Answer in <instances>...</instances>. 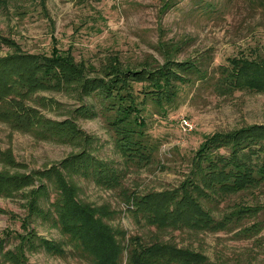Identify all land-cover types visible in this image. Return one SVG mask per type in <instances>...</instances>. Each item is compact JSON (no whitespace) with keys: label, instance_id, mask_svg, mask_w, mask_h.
I'll return each mask as SVG.
<instances>
[{"label":"rangeland","instance_id":"rangeland-1","mask_svg":"<svg viewBox=\"0 0 264 264\" xmlns=\"http://www.w3.org/2000/svg\"><path fill=\"white\" fill-rule=\"evenodd\" d=\"M250 1L0 0V59H8L0 67L4 96L0 104L7 108L0 114V231L5 227L17 231L0 241V264L99 260L56 223L52 203L56 197L65 198L67 186L99 230L119 245L121 264L126 263L131 237H139L142 244L169 241L176 248L193 249L204 257L197 264H264V86L249 87L241 80L246 73H258L264 82V0L254 6ZM53 47L70 50L69 67L42 68L38 59L29 56ZM166 52L179 62L202 57L208 79L182 87L165 116L148 117V132L160 144L153 157H147L133 150L135 145H126L123 132L107 124V116L101 115L107 107L103 92L114 69L138 79L135 71L161 65ZM17 53L24 57L15 61ZM244 55L258 62V69L239 67L236 82L215 88L218 67H227L228 58ZM33 71L45 75L32 84L25 77ZM220 86H224L221 81ZM141 96L154 110L157 103ZM182 118L190 121L191 131L182 132ZM245 129L253 137L243 151L248 166L244 177H254L249 187L216 197L217 190L207 185L202 195L213 198L197 200L196 209L190 208L195 224L177 229L161 227L158 214L146 218L149 212L138 210L145 195L179 193L206 135ZM231 149L222 151L221 159L203 174L215 166L229 172ZM79 154L88 164L111 166L112 177L96 182L85 173L88 164L78 172L66 167L64 163ZM38 188L41 214L25 217L23 227L11 222L8 213L23 218L28 196ZM237 207L252 213L226 227L203 223L199 216L205 211L217 223ZM29 229L33 238L25 240ZM41 239L54 243V248H45Z\"/></svg>","mask_w":264,"mask_h":264},{"label":"trees","instance_id":"trees-1","mask_svg":"<svg viewBox=\"0 0 264 264\" xmlns=\"http://www.w3.org/2000/svg\"><path fill=\"white\" fill-rule=\"evenodd\" d=\"M259 1L260 0H251V6H254ZM163 46L167 47L166 45ZM165 49L166 48H164V50ZM29 56L33 59H38V64L41 62L42 68L53 67L54 70L57 71H59L60 67H62V69L66 66L69 67V62L71 60L70 50H62L58 47H53L49 51L38 54H29ZM23 57V54L17 53L14 55L13 60L16 61ZM246 57L248 56L244 55L243 59H237V57L228 58L227 67L220 65L217 69L219 70V75L214 84L215 88H225L230 83L236 82L238 79L235 80V76L237 75L235 73L239 67H242V69L250 67L258 69L259 63L248 61ZM201 58L202 57L198 58V60H185L179 62L173 59L172 52H166L161 65L135 71L138 79L131 77L128 72L114 69L111 73L113 78L110 82L105 83V87L108 90H105L103 93H105L104 98L107 102L104 103L107 107L105 110L101 111V115L103 116L104 114L110 117V119L106 117L107 124L110 128L115 127L119 132H123L122 139L126 142V145H135V147L133 146V150L141 155L153 157V153L157 151L160 143L158 139L154 138L151 133L148 132L146 120L153 114L165 116L168 109L174 105L182 87L190 85V83H199L208 79V74L206 73L207 69L203 68L205 65L200 61ZM6 60L8 59H0V67L4 66L2 62ZM145 65L150 67V64ZM11 67L16 69L18 65L11 64ZM9 70L11 71L10 68ZM109 73L110 72H107V74ZM22 74V72L18 73L20 76V83H24L25 81L23 78L24 75ZM214 74H217V72ZM43 75L45 74L42 73V76ZM257 75L258 73L252 76L246 73V78H242L241 80L248 81L249 87L264 86V82L258 79ZM42 76L39 77L37 72L33 71L32 74L25 78H30L33 84L41 81L43 78ZM1 81L0 79V86ZM220 81L224 86H220ZM140 94H142L141 97H143L144 100L151 99L157 103V105L153 107L154 110H152L151 107H146L145 103L139 99ZM3 97L4 96L0 94V101H2ZM7 100H11V98ZM4 109L7 108H5L3 104H0V114H5ZM249 131L250 130L245 129L240 132L234 131L224 134L206 135L193 154L190 164L191 168L187 176L189 178L184 180L180 187H178L179 193L176 194L173 191L171 193L165 191L153 196L145 195V199L141 200L138 210L141 212L147 211L154 215L158 214L162 219L160 222L161 227L165 228L169 226L177 229L183 227V225L195 224L194 220L190 217V213L192 212L190 208L194 206L193 209H196L195 204H197V200L203 201L206 200V197L210 200L213 198L209 195L205 197L202 195V192H205L206 187H208L207 185H210L209 188L217 190L216 197L222 194L227 195L228 193H232L234 189L239 191L249 187L254 181V177H244L247 175L244 171L248 166L244 164L247 155L243 153L247 146H244V144H249V140L253 139ZM228 148H232L227 158L229 166L231 167L230 171L222 173L220 166H215L212 171H205L203 174L202 170H206V168L219 161L223 156L222 151L227 152ZM81 155L82 154H79L68 160L66 159L67 161L64 160V162L66 161L64 164H67L66 167H71L78 172L82 164H88L86 162L87 159L83 158ZM82 161L85 163H82ZM104 165L105 166H100L91 161L85 166V173L95 177L96 182L104 183V178L112 177L111 174L114 170L108 164ZM204 175L206 177H204ZM222 175L225 177H221ZM23 177L29 176L24 175ZM4 188L5 187L1 190H4ZM67 188L69 189L66 190L67 194L65 198L56 197L52 203L55 208L56 223L62 227V232L68 234L70 240L75 242V244L84 246V249L90 252L94 258L99 259L95 264H121L118 262V256L121 251L119 245H117L114 240H111L106 233L99 230L98 223L93 219L91 213H89L84 206L82 207L75 201L74 197H72L74 193L72 192L73 190H71L69 186H67ZM40 192L41 188L30 192L25 204L26 213L23 218L8 213L9 220L11 222L18 221L20 226L23 227L25 217L27 218L32 214H39L41 210L37 207V196ZM219 193L221 195H219ZM162 203L164 205H162ZM171 204L172 210L169 211L168 206ZM149 213H146L145 217L154 218L153 214L148 216ZM250 213H252V210L248 208L237 207L234 211H231L227 217L217 223L205 211H201L199 216L204 220L203 223H219V226L226 227L229 223H233L235 220L245 215L248 216ZM26 231H30V229ZM16 232V230L5 227L0 231V241L17 234ZM32 233V230L26 232L24 239L28 240L33 238ZM242 234H246L245 230ZM39 241L45 248H54V243L52 242H47L42 239ZM127 247L128 252L125 264H190L189 262L191 260H194L191 264H197V260L201 257L200 253L195 250L190 248H176L175 245L169 241L159 244H142L139 237H131L130 244H128ZM201 259H204V257L202 256Z\"/></svg>","mask_w":264,"mask_h":264},{"label":"built area","instance_id":"built-area-1","mask_svg":"<svg viewBox=\"0 0 264 264\" xmlns=\"http://www.w3.org/2000/svg\"><path fill=\"white\" fill-rule=\"evenodd\" d=\"M179 125H180L182 132H188V131H191L192 129V124L190 123L189 120L185 118L180 119Z\"/></svg>","mask_w":264,"mask_h":264}]
</instances>
